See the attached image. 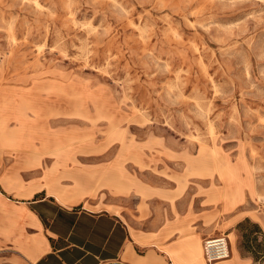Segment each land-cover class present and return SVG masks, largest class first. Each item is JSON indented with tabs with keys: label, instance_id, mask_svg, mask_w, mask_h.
Wrapping results in <instances>:
<instances>
[{
	"label": "rangeland",
	"instance_id": "1",
	"mask_svg": "<svg viewBox=\"0 0 264 264\" xmlns=\"http://www.w3.org/2000/svg\"><path fill=\"white\" fill-rule=\"evenodd\" d=\"M0 175L264 264V0H0Z\"/></svg>",
	"mask_w": 264,
	"mask_h": 264
},
{
	"label": "crops",
	"instance_id": "2",
	"mask_svg": "<svg viewBox=\"0 0 264 264\" xmlns=\"http://www.w3.org/2000/svg\"><path fill=\"white\" fill-rule=\"evenodd\" d=\"M54 149L57 156L67 151ZM18 180L13 186L0 175V264H98L115 257L130 264H197L201 253L192 237L199 236L190 233L187 218L128 222L115 209L86 207L82 193L54 181Z\"/></svg>",
	"mask_w": 264,
	"mask_h": 264
},
{
	"label": "built area",
	"instance_id": "3",
	"mask_svg": "<svg viewBox=\"0 0 264 264\" xmlns=\"http://www.w3.org/2000/svg\"><path fill=\"white\" fill-rule=\"evenodd\" d=\"M204 256L207 262L212 263L230 256V247L227 236L207 238L204 241ZM98 264H130L120 257L103 259Z\"/></svg>",
	"mask_w": 264,
	"mask_h": 264
},
{
	"label": "trees",
	"instance_id": "4",
	"mask_svg": "<svg viewBox=\"0 0 264 264\" xmlns=\"http://www.w3.org/2000/svg\"><path fill=\"white\" fill-rule=\"evenodd\" d=\"M239 227L242 231L243 245L245 249L253 253L256 259H258L259 258L258 252L262 251L261 250L262 241L258 242L259 234L257 232L259 231V227L257 225H253L252 228L247 226V224L245 225L244 223H240Z\"/></svg>",
	"mask_w": 264,
	"mask_h": 264
},
{
	"label": "bare ground",
	"instance_id": "5",
	"mask_svg": "<svg viewBox=\"0 0 264 264\" xmlns=\"http://www.w3.org/2000/svg\"><path fill=\"white\" fill-rule=\"evenodd\" d=\"M226 259H227V258H226ZM222 260L225 261V259H222ZM222 260H219V262H222ZM216 263H218V261H216ZM209 264H211V263H209ZM213 264H215V262H214Z\"/></svg>",
	"mask_w": 264,
	"mask_h": 264
}]
</instances>
